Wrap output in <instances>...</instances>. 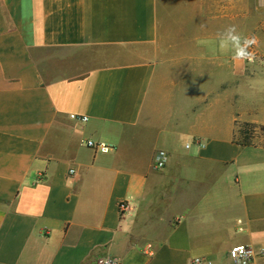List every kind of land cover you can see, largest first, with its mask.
I'll return each instance as SVG.
<instances>
[{
	"label": "crops",
	"instance_id": "obj_1",
	"mask_svg": "<svg viewBox=\"0 0 264 264\" xmlns=\"http://www.w3.org/2000/svg\"><path fill=\"white\" fill-rule=\"evenodd\" d=\"M238 4L0 0V264L264 249V143L233 141L264 128V68L216 50L206 23Z\"/></svg>",
	"mask_w": 264,
	"mask_h": 264
},
{
	"label": "rangeland",
	"instance_id": "obj_2",
	"mask_svg": "<svg viewBox=\"0 0 264 264\" xmlns=\"http://www.w3.org/2000/svg\"><path fill=\"white\" fill-rule=\"evenodd\" d=\"M212 5L209 4V7ZM236 5L234 6L235 9ZM239 19L233 20H207V26L209 28H225L227 25L234 24L239 28V31L244 36H256L258 39V44L250 49L254 52V60L244 61L245 67H249L252 64H259L264 68V0H239ZM210 14V13H209ZM213 14H210V16ZM177 22H179V17L177 16ZM191 28V27H190ZM187 30V29H186ZM249 105L248 102H246ZM247 107L245 103H241V109ZM254 142L264 143V132L257 129L254 132Z\"/></svg>",
	"mask_w": 264,
	"mask_h": 264
},
{
	"label": "built area",
	"instance_id": "obj_3",
	"mask_svg": "<svg viewBox=\"0 0 264 264\" xmlns=\"http://www.w3.org/2000/svg\"><path fill=\"white\" fill-rule=\"evenodd\" d=\"M72 118L81 122L86 121L85 116L82 117L72 116ZM85 146L94 150H98L100 152H105L108 149L107 146H105L104 144L95 143L91 140L86 141ZM166 158H167V153L164 150L159 149L155 151L153 157V168L157 170L162 169L165 166ZM69 172L73 173L74 171L70 170ZM126 207L127 206L124 202L118 204L119 211L125 210ZM227 256L230 264H250L256 258H264V249L255 250L248 245L239 244L231 247L228 250ZM104 259L105 258L97 259L94 264H103ZM189 264H211V262L202 257H195L189 261Z\"/></svg>",
	"mask_w": 264,
	"mask_h": 264
},
{
	"label": "clouds",
	"instance_id": "obj_4",
	"mask_svg": "<svg viewBox=\"0 0 264 264\" xmlns=\"http://www.w3.org/2000/svg\"><path fill=\"white\" fill-rule=\"evenodd\" d=\"M215 45V49L222 54L231 53L233 60L253 61L254 52L250 49L258 44L256 36H244L234 24L227 25L222 31L217 33L216 39L210 42ZM103 264H120L119 259L106 257Z\"/></svg>",
	"mask_w": 264,
	"mask_h": 264
},
{
	"label": "trees",
	"instance_id": "obj_5",
	"mask_svg": "<svg viewBox=\"0 0 264 264\" xmlns=\"http://www.w3.org/2000/svg\"><path fill=\"white\" fill-rule=\"evenodd\" d=\"M257 129L264 132V128L262 126H257L247 122L238 123L236 133L233 136V141L240 146L254 145V132Z\"/></svg>",
	"mask_w": 264,
	"mask_h": 264
}]
</instances>
